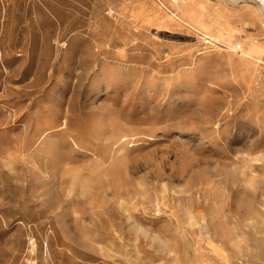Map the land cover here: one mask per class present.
<instances>
[{
    "label": "rangeland",
    "instance_id": "1",
    "mask_svg": "<svg viewBox=\"0 0 264 264\" xmlns=\"http://www.w3.org/2000/svg\"><path fill=\"white\" fill-rule=\"evenodd\" d=\"M0 0V264H264V2Z\"/></svg>",
    "mask_w": 264,
    "mask_h": 264
},
{
    "label": "bare ground",
    "instance_id": "2",
    "mask_svg": "<svg viewBox=\"0 0 264 264\" xmlns=\"http://www.w3.org/2000/svg\"><path fill=\"white\" fill-rule=\"evenodd\" d=\"M260 1L264 2V0H260ZM262 2H261V3H262ZM260 9H261V11L264 13V9H263V8H260Z\"/></svg>",
    "mask_w": 264,
    "mask_h": 264
}]
</instances>
